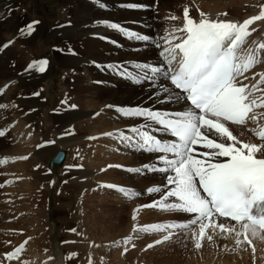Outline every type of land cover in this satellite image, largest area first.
<instances>
[{"label":"rangeland","instance_id":"obj_1","mask_svg":"<svg viewBox=\"0 0 264 264\" xmlns=\"http://www.w3.org/2000/svg\"><path fill=\"white\" fill-rule=\"evenodd\" d=\"M2 1L3 0H1V2ZM75 1L76 0H70L68 2H65L64 0H19L17 1L16 10L13 9V11L26 13V19L28 21H30V19L32 20L33 12L35 11L34 15L43 20L46 27L52 30L58 26L59 22L72 20V17L76 13L74 11V7H77V1ZM150 1L146 4L147 6L142 5L138 8V10L135 9V11H142L143 13H148V15L150 14L149 19L152 20V24L154 25H152V27L160 26V28H162V14L164 13L170 14L171 16H176L177 19H175L174 21H177L180 18L181 22L184 23L183 13L185 8L188 9L189 17L192 19L200 17V13H212L216 10H218V12L222 14L227 13L226 16L220 15L223 17L225 16L228 18H241L248 12H252L257 8L259 9L261 4H264V0H258L253 2L256 3L255 6L247 7L249 1L234 0L243 4L244 2L245 4L248 2L245 6H243L244 9L240 10L234 8L233 6H226L227 0H169V2L171 1L170 4L172 3L174 4V7L180 9V12L182 14L180 13V15H178L168 10L163 3H160V1ZM86 3L90 5V8L97 9L100 12L107 11L105 9L111 6V4L106 3L107 7L105 9H101L94 3V0H86ZM224 4L225 8L223 9ZM24 5L26 7H23ZM145 7L148 8L147 11L145 10ZM130 10L134 9L130 8ZM174 11L176 12V10ZM26 19H24L23 22L27 21ZM156 21L161 22V25ZM165 23L170 24L172 28H175V26L178 24V22ZM64 24L66 23L64 22ZM179 25L181 26V23ZM140 26L144 27L142 23H140ZM60 29H62V27H60ZM250 32L251 35L246 38V47H251L250 43L256 41V38H258L260 34L257 29L255 31L251 30ZM162 34L164 33L162 32ZM115 35L117 36L121 45L127 43L125 42L126 40H122L120 38L119 34L115 33ZM58 37L60 38L61 36ZM96 37L98 36L96 35ZM107 40L109 39H105L104 42L115 45V43L113 42L116 41L112 40L111 42H109ZM60 41V45L62 47H64L63 45H67L69 44V42H71L69 40ZM41 42L42 48H40L36 53L41 52L43 56L49 55L46 50L48 51V49L50 48V51L54 53V59H57L61 57V55L66 54V51L59 50L60 47L58 43L52 39L43 38ZM45 42H47V46ZM78 42L80 43V41ZM35 47L36 42L28 46L26 50L27 52H29V55H25L23 59L27 57L29 62L35 61L37 59L36 53L33 54ZM57 62H55L56 64L54 63V68H52L53 70L51 71V76H49V79L53 78L52 81H47L45 84L36 85L33 89H31L28 92V94H30L28 96H24L25 98H27L25 100V104L22 101H14L9 104V101L7 99L9 92L13 90V85L18 86L16 89L22 91L20 87L22 85L19 82L16 83V81H13L11 82V84H6L2 86L0 91V97L5 103V106L2 108V110L6 111L7 120L9 122V124L7 123L8 125L6 129L8 130L7 135L11 142L10 146L14 148L16 145H20V147L24 150L23 152H20L21 154L18 153L19 155L17 153V155L14 156L6 154L7 157H3L4 160L0 162V180H4L0 184V264H31L33 255H31L30 252L33 248H35L32 250L33 252H37L36 254L41 255L39 256L41 262L37 264H52V260L48 258V252L51 249H55V247L57 252H61V256L65 264H90V260L91 264H216L219 262H223L226 264L231 263L232 260H234L233 263L237 264H244L245 262L247 264H257L259 261L255 258V256L251 255L248 250H245L247 247H249V245L245 242L241 244L242 249H240V245H235L234 248H230L229 245H226V243H224L225 238H217L214 241L220 243H218L219 245L218 247H216L215 251L212 247L211 253L214 254V257H212L213 259H209L211 248H209L208 246H210L213 242H209L207 240L200 241L202 243V247L200 249H196L195 242L192 239V234L188 232V230L177 228L174 230V232L162 233L161 236L156 237L155 235H150L148 233L142 232L137 234L132 232L134 223H137L138 225H142L148 222L183 223L184 217L187 218V216H185V213H183V216L181 217L180 212L178 211H162L158 209L144 208L138 212L137 221L134 222L131 219L132 213L134 209L141 206L139 204L141 199L138 200L136 198L138 196H136L134 197V199L131 198L129 200H125V198L120 195L118 190L103 187V185L111 184L123 188H129V186L124 187V185H117V183H113L112 181H122L126 183L128 178H132V176L141 177L138 175H134L135 173H124V171L120 169L127 168L125 166H127L128 164V166H131L132 164L126 162V160H131V155L127 153L125 143H123L121 140L115 139L117 135H113L112 139H110V137H112L110 136L105 141L98 138V136L105 135L106 133H114V131L117 132L120 129V126H122L120 124V121L115 116V113L118 112L116 109L113 111L112 109H110L109 111H107V113H100L99 111L101 110V107H98L97 109H85V111H87V114L90 115V117L87 116L85 118H90L91 120H93L94 117H98V120L99 118L101 119L98 122L105 124L103 127L104 129H100V134L97 131L96 133L90 131L93 127H96L97 124L95 122H92L86 130L85 128L87 126H82L80 129L82 131L78 133H75L72 131V129H70L72 127V124H75V121L73 123H70L69 125H66L64 129H62L63 133L61 135H65L64 137L67 136L66 139H64L66 142L76 138L85 140V146L82 145V147L80 148H78V146H74L72 148L59 149L65 152L66 159L64 163L67 161L69 169H61L60 167L59 169L61 170L55 173L53 170L47 168V163L43 161V157L39 156H35V158L37 159L40 158L41 161V165L39 164L40 167L37 168V171H41L43 177L48 178L46 181L38 178L39 176L34 177V175H31V172H33L32 170L28 171L29 173H26L20 169V166L24 164L26 160L34 158V155L36 154H32V152L34 151L32 150V146L34 144L38 143L35 146V151H37L44 144V141L47 138L53 139L52 137H54V134L52 133V129L50 127L52 125L54 127H57V124H55L53 118L55 116L57 117L58 114L55 112L60 110L61 102H73V99H77L79 102L83 103L85 99H83L80 95H87V89H89V87L91 88V72L88 68H85L81 65L63 66L62 64H60V61ZM262 63H264V61L257 65H262ZM93 67H95L96 69H100L101 66L100 63H94ZM69 71L70 73H72L65 74V72ZM124 83L126 84L124 86L128 88L132 86L130 82L125 81ZM146 84L148 83L146 82ZM137 87H139V85ZM109 92L111 91L109 90ZM36 93L42 94L46 98V102L48 101L47 103H49L50 101V108L52 112H49L48 114L49 119L43 118L44 109H42L41 112L35 115L36 108L29 106L26 103L27 101L34 100L28 99L32 96H35L37 98L38 95H36ZM21 106L23 107V109L25 107L28 111L34 110V113L32 114L33 118L30 120L29 124L25 123L24 119L22 118V116L25 114V110L21 111ZM46 106L47 104H45V107ZM10 107H12V109H10ZM81 110L83 111V109ZM105 119H107L108 121H105ZM3 122V115L1 114L0 123ZM227 126L229 128L232 127V129L236 127L235 125ZM122 128L123 127H121V129ZM230 131L239 140H243L239 137V134L236 131ZM81 133L82 135H80ZM30 141L31 143H34L31 145L29 144ZM225 142L228 143L229 141ZM27 143L31 145L28 148L26 147ZM71 143L72 141L67 144ZM36 147L38 149H36ZM23 157H27V159H22ZM18 165L20 166L18 167ZM117 165H123V167H116ZM73 167H78L81 170L83 169L84 171L91 172L90 174H88L89 177L87 178L88 181H90V187L87 190L94 189L95 191L93 197L87 204L81 203L83 198L82 196L80 198V192H74L72 188L66 187L68 182L74 183V180L77 178L76 172H78V170H72L71 168ZM112 167L115 168L113 169ZM65 170L73 171L74 175L72 174V176H70L69 173H64ZM110 171H114L115 173H110ZM107 173L110 174L107 175ZM101 177L102 179H100ZM26 183H28L29 185L28 188H25L27 190L24 189V184ZM151 183L152 182L150 181L148 184L143 186L142 189H140L141 187H138L142 195L144 193L142 192L143 190L149 187H153L154 183ZM62 184H64L65 186ZM155 185L157 186V184ZM130 189H132L133 191L139 190H135L134 187H130ZM104 190L107 192L105 201L101 200L103 198L101 194L104 192ZM109 193L110 195H107ZM88 194L90 195L91 193ZM145 194L146 196H148V193L146 191ZM151 195L156 198H151ZM146 198L147 199H143V202L145 204L150 202L152 203L154 200L159 199V194H150V197ZM103 202H107L104 206L105 208L99 207L101 206L100 203ZM123 204L124 206H126V210L121 213L118 209H120L119 207ZM81 213H83L84 216ZM191 216L193 215L191 214ZM121 223L123 225H121ZM110 226H112L111 229ZM107 228L108 230L110 229V234H106L108 233L106 232ZM73 229H75V231H72ZM119 229L123 230L119 231ZM33 232H36V238L39 237L41 238V240L43 239V245H41L42 247L37 245V242H35V240L33 239L35 235ZM124 232H126L124 236L120 237L119 235H122ZM129 235H132L134 237L131 243L127 245L120 244L119 246H115V242L123 241ZM164 235H170L171 238L167 241H163ZM115 236L119 237L116 238ZM17 239L20 243L22 242L23 250L19 253V256L7 258L5 254L11 251L13 247L18 245ZM157 239H160L162 243H160L159 245H155L150 249L147 248V245L154 244ZM25 241L27 243H25ZM52 244L53 246L55 245L54 248ZM39 248H44V251L39 250ZM223 249L225 251L224 253ZM73 253H75L76 255L73 256ZM191 257L194 259V262L192 263Z\"/></svg>","mask_w":264,"mask_h":264},{"label":"snow or ice","instance_id":"obj_2","mask_svg":"<svg viewBox=\"0 0 264 264\" xmlns=\"http://www.w3.org/2000/svg\"><path fill=\"white\" fill-rule=\"evenodd\" d=\"M94 3L101 9L107 7L103 0H94ZM127 7L140 6L130 4ZM200 15L199 21L193 20L185 8L183 26L161 37L162 42L153 41L160 49L159 56L165 67L135 63L131 65L134 70L129 71L123 64L105 66L107 70L136 84L148 81L155 87L158 79L168 81L171 88L161 85L160 92L166 94L169 102L184 101L185 110L169 112L139 107L117 108L125 117L141 118L144 123L130 128L128 131L132 135H125L124 132L105 135H117L123 143L136 150L158 154L157 164L163 167L143 165L142 169L169 174L166 185L146 189L148 194H159V199L134 209L132 221H137L138 212L144 208L178 211L194 217L183 223L143 226L134 223L133 233L174 232L179 228L192 234L196 249L202 247L200 241L205 239L214 243L215 238H232L238 246L247 242L255 254L257 248L253 241L259 239L264 242V124L257 123L264 113L257 114L254 109L264 108V97H255L253 93L264 84V73L256 74L260 79L251 87L241 78L247 79L244 73L264 61V43L255 49L244 47L246 38L251 35L249 26L264 19V6H261L258 15L242 23L208 18L204 13ZM171 19L177 17L171 16ZM36 23L39 22L34 21L21 31L31 34ZM98 23L119 31L128 39L149 40V37L120 24L103 20ZM11 43L0 45V51ZM47 64V60L33 61L28 70L35 67L43 72ZM248 122L257 123V128L251 131L261 144L239 140L227 126L230 123L246 127ZM153 126H158L155 131L170 134L173 139L164 141L157 138L148 131ZM4 135V131H0V137ZM197 145L206 151L197 152ZM142 169L129 168L127 171L139 173ZM103 187L116 188L129 199L140 195L111 184ZM233 221L235 224L231 223ZM170 238V235H164L163 241ZM133 239L129 235L123 241L115 242V246L127 245ZM160 243L162 241L157 239L147 248ZM22 250L23 245L5 256L15 257Z\"/></svg>","mask_w":264,"mask_h":264},{"label":"bare ground","instance_id":"obj_3","mask_svg":"<svg viewBox=\"0 0 264 264\" xmlns=\"http://www.w3.org/2000/svg\"><path fill=\"white\" fill-rule=\"evenodd\" d=\"M17 1H19V0H3L2 2L0 0V45H3L4 43H7L9 41H12V43L7 48H4L2 51H0V91H1L2 86L9 84V83L11 84V82H13V81H16V83L19 82L22 85V86H20L22 91H25V92H22L20 90H17L16 88L18 86L13 85V90H11L9 92V95L7 97L9 104L11 102H14V101H19V102L22 101L25 104V100L27 98H25L24 96H28L30 94V93L28 94V92L31 89H33L36 85H41V84H45L47 81H52L53 78L49 79V76H51V71L53 70L52 68H54V63L57 61H60V64H62L63 66H70V65H75V66L78 65L79 66V65H81V66H84L85 68H88L89 71L91 72V80H92L91 88L89 87V89H87L88 90L86 92L87 95H85V96H83L82 94L80 95L83 99H85V101L83 103L79 102L77 99H73L74 100L73 102H70V101H67L66 103L61 102L60 110L55 112L58 115H57V117L55 116L53 118L55 121V124H57V127H54L53 125L50 127L52 129L51 130L52 133L54 134V137H52L53 139L47 138L44 141V144L39 149L36 147V149H38L37 151H35V146L38 143H36L32 146V150H34L32 152V154L36 153L34 155V158L26 160L24 164H22L20 162L22 164L21 166L18 165V167L20 166V169L23 170L24 172L29 173L28 171L32 170L34 173L31 172V175H34V177L39 176L38 178L46 181L48 178L43 177V175L41 174V171H37V168L40 167V165H41V163H40L41 161H40V158L37 159V158H35V156L43 157V161H45L47 163V161L52 157V155L56 152L57 149L59 150V149H63V148H72L74 146L75 147L78 146V148H80V147H82V145L85 146V142H84L85 140L77 139V138L71 139L72 143L67 144V143H70L71 141L66 142L64 139H66L67 136L64 137L65 135H61L63 133L62 129H64V127L66 125H69L70 123H73L75 121V124H72V127L70 129H72L73 132L78 133V132L82 131V130H80L82 126H87L86 128L84 127L86 130L92 122H95L97 124V125L94 124V125H96V127H93L92 129L90 128L91 129L90 131L95 132V133L97 131L99 133L100 129L102 130V128L104 127L105 124L98 122L99 120H101L100 118H99V120H98V117H94L93 120H91L90 118H85L87 116L90 117V115L87 114V111H85L86 108L87 109H92V108L97 109L98 107L99 108L101 107V110L99 111L100 113H107V111H109L110 109L115 110L116 108H120V107H123V108L139 107V108H148V109H152V110L169 111V112L178 111V110H185L186 106L183 103V101H178V102L177 101H171V102H169L166 100V94L160 92L161 85L168 86L167 83L165 81H163V79H158L155 87L152 86L151 82L148 83L149 85L144 84V83L136 84V83H133L130 80L125 79V78L123 80H121L122 81L121 82L120 80L117 79V77L109 75L108 72H113V71H109L105 67L106 65H110V64H123L126 67H128L129 71H133V68L131 67V65L135 64V63H147V64H151L153 66L165 67V65L162 63V59H160L158 56L160 49H158L155 46L153 41H160L161 37L167 36L169 34V32L172 29H174L170 26V24H167L165 22H168V23L169 22L170 23L171 22H178V24L175 26V28L182 27L183 22H181L180 18H179V20L174 21L173 19H171L170 14L164 13V14H162V17H163L162 18L163 19L162 25L160 24L161 22L156 21L157 23H159L162 26V28H160V26H157L156 24L155 25L157 27H152V25H153L152 20L149 19L150 14L148 15V13H143L142 11L127 10L129 7H126L127 5H130V4L131 5H139L140 7L142 5L147 6L146 4L150 0H103V2L105 4L106 3L111 4V6L109 8L105 9L107 11H103V12L102 11L100 12L97 9L90 8V5L88 3H86V0H76L77 5L76 4L75 5L77 7H74V11L76 13L72 17V20L71 21L70 20L69 21H61L58 23V26L56 28L50 30L46 27L43 20H41L40 18H38L34 15L35 11L33 12V17H32V20L30 19V21H28L26 19V17H27L26 13L23 12L24 13L23 14V13H20L17 11H13V9L16 10ZM64 1L68 2L70 0H64ZM157 1H160V3H163L164 6L168 10L172 11V13L180 15V13H181L180 9H178L177 7H174L173 6L174 4H172V3L170 4L171 1L170 2H169V0H157ZM237 1L227 0L226 6H231V7L233 6L234 8L243 10L244 9L243 6H245L248 3L247 2L245 4V2H244V4H243V3L237 2ZM247 1H249V3L247 4L248 5L247 7H249V6H255L256 3H253V2L258 1V0H247ZM23 7H26V6L24 5ZM220 7H222V6H220ZM224 8H225V4L223 6V9ZM133 9H135V8H133ZM173 9L176 10V12ZM26 10H27V8H26ZM260 10L261 9L257 8L255 10H253L252 12H248L245 16H242V17L240 16L241 18H228L225 16L224 17L220 16V15H222V13H219L218 10H216L215 12H212V13H206L205 15L209 18H212V19L230 20V21H234L237 23H242L245 19H248L252 16L258 15L260 13ZM28 18H30V17H28ZM24 19H26L27 21L23 22ZM200 19H201V16L193 18V20H196V21H199ZM102 20L114 22V23L120 24L121 26H123L124 28H126L128 30L134 31L138 34H144L147 37H149V40L146 43L142 42V41L133 42L131 40H128L127 43H124L123 45H121V43L118 40L115 33L119 34L123 38H125V36L122 35L117 30H112L110 28L99 25L98 22L102 21ZM34 21H38L39 23L34 24V31H32L31 34H28L27 32L21 31V30L26 29V26L33 23ZM158 21H159V19H158ZM64 22L66 24H64ZM68 22H72V23H68ZM140 23H142V25L144 27H141ZM180 23H181V26L179 25ZM60 27H62V29H60ZM252 29H255V30L257 29L258 32H260L257 40L252 43V48H254V46H256L257 44H259L261 42L264 43V19L259 20V21H255L251 26H249V31H251ZM162 32L164 34H162ZM172 34L173 35H180V33H172ZM96 35L98 37H96ZM58 36H61V37L59 38ZM43 38L44 39H52L55 42H57L59 47H60L59 50L66 51V54L61 55V57H59L57 59H54V57H53L54 53L52 51H50V48L48 49V51L46 50V52H48L49 55L43 56L41 52L36 53L40 48H42V42L41 41ZM105 39H109V40H107L109 42H111L112 40L116 41L115 45L108 44V43L104 42ZM60 40H69L71 42H69V44H67V45H63L64 47H62L60 45L61 44ZM78 41H80L81 44ZM34 42H36V47H35V50L33 51V54L36 53V58H37L35 61H40V60H47L48 61V64L46 66V70L43 72L37 71L35 67L33 68V70L29 71L28 66L31 64L32 61L29 62L27 57H25L23 59V57L25 55H29V52H27L26 48H28V46L32 45ZM160 42H162V41H160ZM176 42L177 41H174V43H176ZM45 44L47 46V42H45ZM23 49H24V51H23ZM25 50H26V52H25ZM94 63L95 64L100 63V66H101L100 69H96L95 67H93ZM84 67H82V68H84ZM257 69H262L258 73H264V63H262V65H260V66H256L255 70H257ZM69 73H70V71L65 72V74H69ZM75 73H77V72H75ZM103 73H106V74H103ZM251 73H254V72H251ZM255 74H257V73H255ZM116 75L119 76L118 74H116ZM259 78L260 77L257 75H254L253 78H251V74H249L247 76V79H249V80L246 81L245 84H248L249 87H251V85L254 84L256 82V80H258ZM125 81L130 82L132 84V86L130 88L124 86V85H126L124 83ZM133 85H136V86H133ZM138 85H139V87H137ZM109 90L111 92H109ZM261 94H264V86L260 88L259 92H257L255 97H258ZM29 97H31V96H29ZM262 97H264V95ZM28 99H34V100L27 101L26 103L29 106L36 108L35 115L37 113L41 112L42 109H44L43 118L49 119L48 114H49V112H52L51 108H50V101H49V103H47L48 101L46 102V98L40 93H39L37 98L35 96H32L31 98H28ZM257 102L259 103L260 101L258 100ZM45 104H47L46 107H45ZM72 105H75V107H71ZM4 106H5V103H4L3 99L0 97V113L3 115V120H4L3 123H0V131H4V133H5L4 136L0 137V162L3 160L2 157L6 156V154H9L10 156H14V155H17L18 153L24 151L20 147V145H16L14 148L12 146H10L11 142H10L9 137L7 135L8 130L6 129L9 122L7 120L6 111L2 110V108ZM16 107H15V109H16ZM21 108H22L21 111L25 110V112H24L25 114L22 116V118L24 119L25 123L29 124L30 120L33 118L32 114L34 113V110L28 111L25 107L23 109L22 106H21ZM10 109H12V107H10ZM81 109H83V111ZM254 112L257 114L264 113V108H255ZM115 116L120 121V124L122 126H120V129L117 132L114 131V134L119 133V132H124L125 135H132V133L129 132L128 130L132 127H139L140 124L144 123V121L141 118L125 117L120 112H118V114L115 113ZM91 118H93V117H91ZM105 121H108V120L105 119ZM262 121H264V116H259L257 123L262 122ZM83 122H85V123H83ZM257 123L248 122L246 127L235 125L236 126L235 128L232 129V127H231L229 129L236 131L239 134V137L241 139H243L242 141L245 140V142H252V143H256V144H261L262 142L257 138V136L254 134V132L251 131V129H255V126L257 125ZM228 125H232V124H228ZM121 127H123V128L121 129ZM156 127L157 126H153V127L149 128L148 131L153 132L156 129ZM69 132H70V130H69ZM69 132H65V133H69ZM80 135H82V133ZM92 135H93V133H92ZM62 137H64V138H62ZM108 137H110V136H108V135L98 136V138L102 139L103 141L107 140ZM79 138H80V136H79ZM112 138H113V136L110 137V139H112ZM115 139H119L118 136H116ZM77 141H79V142H77ZM48 142L51 143V145L48 146L46 144ZM75 142H77V143H75ZM33 143H31V141L29 142V144H31V145ZM29 144L28 143L26 144L27 148L31 146ZM22 147H24V146H22ZM128 148H129V150H131L130 153L132 155L130 156L131 160L130 161L126 160V162H129L130 164L133 165V166L132 165L128 166L129 165L128 164L127 166H125L128 169L129 168L142 169L143 165H149V166L156 165L157 167H163L162 164H157V155L156 154H144V153H141L138 150H136L130 146H128ZM97 152H95V153H97ZM221 159H223V158H221ZM124 165H126V164H124ZM22 166H24V167H22ZM67 166H68L67 161L65 163L63 162L58 167L54 168L53 171L56 173L59 170H61L62 168L68 169ZM121 166H123V165H121ZM60 167H61V169H59ZM76 170H78V172H76L77 178L74 180L75 182L74 183L68 182L66 187L72 188L74 190V192H77V193L80 192L79 196H80V198H81V196L83 198L81 203L87 204V203H89L90 199L93 197V194L95 191L94 189L87 190L90 187L89 186L90 181H88L87 178L89 177L88 174H90L91 172L84 171L83 169L81 170L78 167L76 168ZM66 171L67 170H65L64 173H66V174L69 173V175L72 176L73 171H69V170L67 172ZM112 172L115 173L114 171H110V173H112ZM141 172L135 173V174L137 175V174H140ZM110 173H107V175ZM124 173L129 174L130 172L126 170V171H124ZM152 173L153 172L148 174L147 172H143L142 175H144V176H141V177H133L132 176V178H128L126 183H124L122 181H119V182L112 181V182L117 183V185H119V184L124 185V187L129 186V188H125L126 190H132V189H130V187H134L135 190L139 189L138 187H141L140 189H142V187L145 186L146 184H148L150 181L152 183H154L153 185H155V184H157V186L158 185L159 186L166 185L167 175H169L168 173H159V172H156L153 174ZM105 177H107V176H105ZM126 177H124V178H126ZM103 178H104V176H103ZM100 179H102V177ZM66 180H67V178H66ZM2 181H4V180L1 179L0 183ZM104 181H106V180H104ZM62 185H64V184H62ZM28 187H29L28 183L24 184V189L28 188ZM118 187L119 186H117V188ZM113 189H116V188H113ZM140 189L137 191H134V192L140 193L141 192ZM146 189H148V188H146ZM146 189L142 191V192H144L143 195H142V193H140V195L138 197H136L138 200L141 199V201L139 203L140 205H142L144 203L143 202L144 198L147 199L146 197H150V194H148V196H146V194H145ZM25 190H27V189H25ZM88 193H91V194L89 195ZM106 193L107 192L104 190V192L101 194V196L103 197L101 200H103V201L106 200V198H105ZM107 195H110V193ZM120 195H122L125 198V200H129V198H126L123 194L120 193ZM151 198H156V197L152 196ZM132 199H134V198H132ZM106 203L107 202L100 203L101 206H99V207H104ZM90 208H91V206H90ZM119 208L120 209H118V210L121 213H123L124 210H126L125 209L126 206H124V204L122 206H120ZM81 214H83V213H81ZM83 216H84V214H83ZM185 216H187V218H190V219L194 218L193 216H191V214L185 213ZM110 224H112V223H110ZM38 225H39V223H38ZM118 225H120V224H118ZM121 225H123V224L121 223ZM118 227H122V226H118ZM111 228H112V226H110V229ZM110 229L108 230V228H107L106 232H108V233H106V232L105 233L110 234L109 233ZM122 230L123 229H121V230L119 229V231H122ZM116 231H117V229H116ZM125 233L126 232H124L122 235H119V236L123 237ZM148 234L154 235L153 233H148ZM36 235L37 234L34 235L33 239L35 240V242H37V245L42 247L41 245H43V243H42L43 239L41 240V238H39V237L36 238ZM114 235H112V236H114ZM119 236H115V237L117 238ZM94 238H96V237H94ZM216 239L217 238H215V240ZM242 239H243V237H242ZM17 242H18L17 244L19 245L20 242L18 239H17ZM103 242H105V241H103ZM194 242H196V241L194 240ZM218 243H220V242L214 241V243H212L210 246H208L209 248H211L210 254H209V257H210L209 259H213L212 257H214V254L211 253L212 247L215 251L216 247H218V245H219ZM224 243H226V245H229L230 248H234L236 245L234 239H232V238L225 239ZM245 243L248 244L247 242H245ZM253 245L257 248V251L255 252V254L252 251V246H249L246 249L250 252L251 255L255 256V258L259 261L257 264H264V242H261L259 239H256L253 241ZM52 246H53V244H52ZM54 246H53V248H54ZM33 249H35V248H33ZM33 249H31V252H30L31 255H33L32 256L33 258L31 259L32 260L31 264L40 263L41 261H40L39 256H41V255L36 254L37 252H33L32 251ZM240 249H242L241 245H240ZM39 250L44 251V248H42V249L39 248ZM224 252L225 251L223 249V253ZM48 255H49L48 258H51V260H52V264H65V262L61 256V252L60 253L57 252L56 247H55V249L49 250ZM193 260L194 259L191 257V263L194 262ZM233 261L234 260H232L231 263H226V264H237V263H233ZM44 264H47V263H44ZM216 264H225V263L219 262ZM244 264H247V263L245 262Z\"/></svg>","mask_w":264,"mask_h":264},{"label":"water","instance_id":"obj_4","mask_svg":"<svg viewBox=\"0 0 264 264\" xmlns=\"http://www.w3.org/2000/svg\"><path fill=\"white\" fill-rule=\"evenodd\" d=\"M63 152L61 151H58L49 161L48 163V167L49 168H52L56 165H59L61 163V160L63 159Z\"/></svg>","mask_w":264,"mask_h":264}]
</instances>
